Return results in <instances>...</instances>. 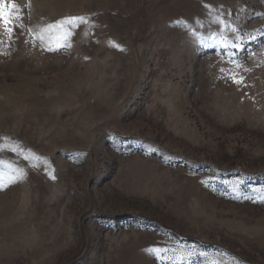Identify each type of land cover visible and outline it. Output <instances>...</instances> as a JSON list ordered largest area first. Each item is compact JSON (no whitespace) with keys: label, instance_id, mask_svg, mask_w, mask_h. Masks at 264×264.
Wrapping results in <instances>:
<instances>
[{"label":"rangeland","instance_id":"obj_1","mask_svg":"<svg viewBox=\"0 0 264 264\" xmlns=\"http://www.w3.org/2000/svg\"><path fill=\"white\" fill-rule=\"evenodd\" d=\"M13 2L0 264H264V0Z\"/></svg>","mask_w":264,"mask_h":264},{"label":"snow or ice","instance_id":"obj_2","mask_svg":"<svg viewBox=\"0 0 264 264\" xmlns=\"http://www.w3.org/2000/svg\"><path fill=\"white\" fill-rule=\"evenodd\" d=\"M20 12H21V9L13 2V0H0V25H2L4 31H6L9 34V37H11V35L14 33L17 27L21 26L20 24L15 23V20L22 19V17L19 16ZM64 23L79 27L80 24L87 23V20L85 17L75 16V17H67L65 18V20L58 22V24H61V25ZM52 27H54V25H48V28H52ZM39 38L41 40L43 39L42 36ZM49 50H52V49H49ZM221 71H224V70L221 69ZM231 78L237 84L242 83V80H243L242 77L237 79L234 74L231 76ZM0 187H2V182H0ZM156 251H160V250L157 249Z\"/></svg>","mask_w":264,"mask_h":264}]
</instances>
